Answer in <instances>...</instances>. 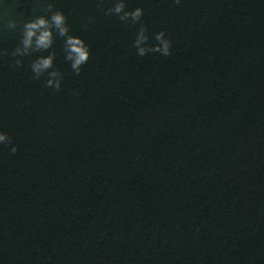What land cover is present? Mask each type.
<instances>
[{"label":"water","instance_id":"obj_1","mask_svg":"<svg viewBox=\"0 0 264 264\" xmlns=\"http://www.w3.org/2000/svg\"><path fill=\"white\" fill-rule=\"evenodd\" d=\"M48 2L91 45L80 75L58 35L14 65ZM113 3L0 0V127L19 146L0 145V264H264V0H126L149 43L172 40L142 57ZM53 50L55 92L30 68Z\"/></svg>","mask_w":264,"mask_h":264},{"label":"clouds","instance_id":"obj_2","mask_svg":"<svg viewBox=\"0 0 264 264\" xmlns=\"http://www.w3.org/2000/svg\"><path fill=\"white\" fill-rule=\"evenodd\" d=\"M179 4L180 0H174ZM101 5L103 0H100ZM55 4L48 2L44 7L43 15L23 22L22 38L20 44L12 51L11 55L19 57L14 61L15 67L19 68L23 64V57L29 56L35 52L47 51L52 48L55 37L58 35L64 38L65 60L71 62V69L76 75L82 72V66L85 65L91 56V45L85 41L82 36L70 34V25L68 18L63 10H53ZM126 0H114L112 6L108 7L105 15H117L119 20L132 25L140 24L144 15L143 7H136L134 10H125ZM51 13L49 17L47 13ZM95 17L90 19L94 22ZM18 21L11 19L8 22V28H16ZM155 44L149 43V28L146 24H140L133 47L137 49L138 56H145L149 52L160 53L162 56L172 54V40L166 35V31L161 30L154 34ZM2 55H7V49H4ZM56 52L53 50L48 55H40L33 60L30 65L32 78L39 80L47 74L44 81L46 88H51L54 92L59 91L62 86L63 72L54 67ZM0 145L11 146V153H16L19 146L14 144V137L2 127H0Z\"/></svg>","mask_w":264,"mask_h":264}]
</instances>
